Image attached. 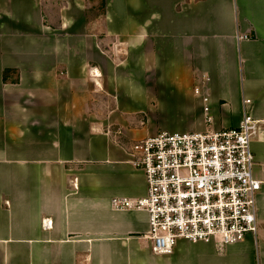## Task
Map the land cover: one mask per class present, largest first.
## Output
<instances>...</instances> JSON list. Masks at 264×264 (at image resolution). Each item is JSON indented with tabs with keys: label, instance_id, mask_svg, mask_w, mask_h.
I'll return each instance as SVG.
<instances>
[{
	"label": "crops",
	"instance_id": "1",
	"mask_svg": "<svg viewBox=\"0 0 264 264\" xmlns=\"http://www.w3.org/2000/svg\"><path fill=\"white\" fill-rule=\"evenodd\" d=\"M50 1L0 0V264H264V0ZM247 100L256 234L151 252L133 144Z\"/></svg>",
	"mask_w": 264,
	"mask_h": 264
},
{
	"label": "built area",
	"instance_id": "2",
	"mask_svg": "<svg viewBox=\"0 0 264 264\" xmlns=\"http://www.w3.org/2000/svg\"><path fill=\"white\" fill-rule=\"evenodd\" d=\"M249 104L236 127L162 131L133 144L129 155L144 174L146 194L116 197L111 204L147 212L151 252L171 254L180 241L222 248L256 234L260 182L250 144L259 125ZM43 224L51 227L49 220Z\"/></svg>",
	"mask_w": 264,
	"mask_h": 264
},
{
	"label": "trees",
	"instance_id": "3",
	"mask_svg": "<svg viewBox=\"0 0 264 264\" xmlns=\"http://www.w3.org/2000/svg\"><path fill=\"white\" fill-rule=\"evenodd\" d=\"M6 72H7V71H4V72H3V80L6 78Z\"/></svg>",
	"mask_w": 264,
	"mask_h": 264
},
{
	"label": "rangeland",
	"instance_id": "4",
	"mask_svg": "<svg viewBox=\"0 0 264 264\" xmlns=\"http://www.w3.org/2000/svg\"><path fill=\"white\" fill-rule=\"evenodd\" d=\"M50 2H51V1L49 0V2H48V3H50ZM110 45H112V47H113V44H110ZM16 77H18V76H17V74H16Z\"/></svg>",
	"mask_w": 264,
	"mask_h": 264
}]
</instances>
